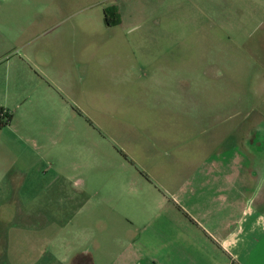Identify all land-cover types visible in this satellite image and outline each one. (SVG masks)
Wrapping results in <instances>:
<instances>
[{
    "label": "rangeland",
    "instance_id": "374dc122",
    "mask_svg": "<svg viewBox=\"0 0 264 264\" xmlns=\"http://www.w3.org/2000/svg\"><path fill=\"white\" fill-rule=\"evenodd\" d=\"M25 2L29 16L44 20L41 41L90 38L74 49L90 55L92 81L66 99L44 88L33 106H2L13 121L0 130V178L28 185L0 190L12 194L9 230H39L22 239L24 259L45 262L58 245L59 264H72L77 250L91 264L129 260L122 246L156 213L157 199L179 196L180 181L212 167L264 166V0ZM53 5L58 12L48 17ZM111 5L121 23L101 26ZM80 18L91 24L72 28ZM155 78L164 92L147 87ZM56 174L68 177L74 199L55 189L58 181L46 188ZM19 193L31 203L15 201ZM19 213L33 215L22 221ZM11 234L16 251L19 234Z\"/></svg>",
    "mask_w": 264,
    "mask_h": 264
},
{
    "label": "crops",
    "instance_id": "0c3cea01",
    "mask_svg": "<svg viewBox=\"0 0 264 264\" xmlns=\"http://www.w3.org/2000/svg\"><path fill=\"white\" fill-rule=\"evenodd\" d=\"M27 6L25 0H7L2 15L7 28L0 29V108L10 116V121L7 125L0 126V130L10 128L13 121V115L2 106H33L42 100L44 88L66 99L70 88L84 89L92 81V72L86 64V57L89 61L90 55L82 52V49L80 53L74 49L76 43H87L90 38L86 35L63 34L41 41L40 27L44 20L34 15L29 16ZM39 8L33 6L30 12L41 11ZM112 8L115 9L113 14H118L116 5L106 9ZM106 9L102 10L100 20L97 19L96 22L110 28L119 26V17L116 24L105 22ZM46 11L48 17L55 15L58 5H53ZM59 16H55L56 20ZM28 22L39 24L38 28L27 29L25 24ZM88 24H91L90 20L80 18L72 28ZM137 70L140 71L139 68ZM151 72L154 74L157 69L154 68ZM156 81L155 78L154 82ZM147 87L161 93L167 89V85L161 81ZM156 97L163 96L159 94ZM164 99L166 100L165 96ZM196 174L195 181H180L178 197L168 193L155 201L158 206L156 213L148 220L147 225H142L137 231L132 242L122 246L123 255L128 248L131 258L115 264H264V166L212 167L207 174L201 175L200 170ZM55 176L56 179L54 177L46 188L49 189L52 183L58 181L56 185L53 184L55 189L74 199L76 194L68 177L62 178L59 174ZM7 177L5 175V179L0 178V190H21L28 187L27 180L21 179L13 185L11 182L15 176H9V179ZM22 195L14 194L15 201H19L20 205L31 203L25 197L23 199ZM11 196V193L0 195V264H59L58 245L55 255L49 252L46 254L48 260L45 262L38 258L31 261L24 259L22 239L24 241L28 238L27 232L35 233L39 230L19 229L10 232L15 215L8 212L6 205L11 203ZM1 205L4 207L1 208ZM32 215L33 213H19L22 221ZM37 216L36 212L32 218L36 219ZM11 233L19 234L16 236L19 238L16 251L11 243ZM37 248L35 241L30 250L35 252ZM73 254L72 264H91L87 257L88 251L77 250Z\"/></svg>",
    "mask_w": 264,
    "mask_h": 264
},
{
    "label": "trees",
    "instance_id": "16d2710c",
    "mask_svg": "<svg viewBox=\"0 0 264 264\" xmlns=\"http://www.w3.org/2000/svg\"><path fill=\"white\" fill-rule=\"evenodd\" d=\"M114 10L115 9L112 8V9H106L104 11V18L107 24H116L118 22L117 15L113 14ZM113 16H115L114 19H112ZM9 121H10V116L7 115L5 110L0 108V126L2 127L7 125Z\"/></svg>",
    "mask_w": 264,
    "mask_h": 264
}]
</instances>
